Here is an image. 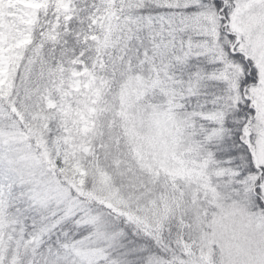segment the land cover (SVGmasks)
Masks as SVG:
<instances>
[{
    "label": "snow or ice",
    "instance_id": "snow-or-ice-1",
    "mask_svg": "<svg viewBox=\"0 0 264 264\" xmlns=\"http://www.w3.org/2000/svg\"><path fill=\"white\" fill-rule=\"evenodd\" d=\"M0 264H264V0H0Z\"/></svg>",
    "mask_w": 264,
    "mask_h": 264
}]
</instances>
